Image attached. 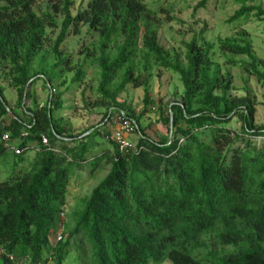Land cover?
Returning a JSON list of instances; mask_svg holds the SVG:
<instances>
[{"label": "trees", "instance_id": "obj_1", "mask_svg": "<svg viewBox=\"0 0 264 264\" xmlns=\"http://www.w3.org/2000/svg\"><path fill=\"white\" fill-rule=\"evenodd\" d=\"M46 1L63 21L42 53L47 27L56 24L52 13L38 11L39 0H0V165L12 168L0 178V264H264V123L254 119L250 87L233 93L238 89L220 63L223 58L246 65L264 84L249 35L237 30L207 39L203 22L183 41L184 50L166 48L159 41L160 14L174 19L170 7L152 9L146 0H81L72 14L74 0ZM207 1L198 0L193 13ZM247 1L241 0L230 21L250 12L264 19V8ZM72 33L89 39L85 45L81 38L78 50L98 68L95 105L104 110L96 124L69 133L55 115L60 93L50 91L34 107L23 100L35 80L51 89L70 67L72 55L60 45ZM236 54L250 61L236 60ZM167 71L179 76L182 90L179 102L158 97L167 135L155 140L139 119L151 103L150 77L159 81ZM83 74L77 69L73 82ZM3 78L16 91L15 107L3 95ZM128 84L144 89L137 117L119 100ZM112 109L137 126L134 145L125 151L108 138ZM92 134L106 146L91 148L86 138ZM30 149L34 154L25 160ZM87 163L109 168L69 210L70 179Z\"/></svg>", "mask_w": 264, "mask_h": 264}, {"label": "rangeland", "instance_id": "obj_2", "mask_svg": "<svg viewBox=\"0 0 264 264\" xmlns=\"http://www.w3.org/2000/svg\"><path fill=\"white\" fill-rule=\"evenodd\" d=\"M81 0H74L71 13L74 14L80 5ZM149 7L159 9V7H170V14L174 19L166 18V14L161 13L160 16L164 19L162 26L159 29V41L166 47H177L184 50L183 41H187L194 33L207 23L205 36L207 39H215L219 36L231 35L237 30L245 31L251 40L252 53L256 58L257 68L264 71V19L257 18L253 12L247 16H242L235 21H230L228 18L234 11L242 5L241 0H208L204 7L198 8L195 13L193 9L198 0H146ZM246 4H259L264 8V0H248ZM38 11H50L53 15L55 25L47 27V38L43 46L42 53H45L50 45L53 44L57 35L60 32L63 15L60 12H53L46 0H39L36 5ZM82 34H70L60 45L64 54L72 55V64L66 67L61 73V76L54 81L55 85L51 89L44 86L43 79H37L30 86V97L23 100V103L28 107H34V101L39 105L45 103L49 92L61 94L62 107L55 111L57 117H62L63 123L67 126L69 133L77 132L88 126L96 124L102 115L103 107L95 105L97 95L95 87L98 82V68L90 62L89 58H84L85 53L80 52L79 43L81 38L87 45L89 39L87 36L81 37ZM236 60L242 59L249 62L244 54H236L233 56ZM220 63L224 70H227L232 77V83L238 90H233V93L239 95L245 94L244 86L248 85L252 90V95L256 99V111L254 119L258 123H264V84L261 79L250 71L248 66L241 64L225 63L223 58ZM81 69L84 74L80 81L73 82L72 78L77 69ZM2 83L5 85L3 95L11 107H15L17 94L14 88L7 85L8 79L3 78ZM148 90L150 93L151 103L147 110L139 119V125L144 128L147 135L155 140L167 135V125L161 120L158 110L157 101L159 96L163 97V102H179L182 84L179 76L173 72H165L158 81L154 75L149 79ZM144 89L142 86L133 87L128 84L126 89L119 94V100L125 101V106L129 107L134 113L133 117L144 109ZM113 114L117 113V109H112ZM19 111V110H18ZM19 113H21L19 111ZM7 118V117H6ZM232 125L237 127L238 121L233 120ZM108 131L111 127H107ZM88 130L86 133H89ZM137 135H129L128 139L135 142ZM88 145L94 149L106 146L104 138L100 135L92 134L86 138ZM34 154V150H28L24 159L28 160ZM0 178H5L12 170L8 164H1ZM0 165V166H1ZM109 164H103L101 167L91 168L88 163L74 172L70 179L67 192V204L69 210L78 205L79 200L87 195L90 190L98 183V181L107 173ZM68 210V211H69ZM68 222L66 218L60 219V225H65ZM54 264L52 260L47 263ZM161 264H171L169 261H164Z\"/></svg>", "mask_w": 264, "mask_h": 264}, {"label": "built area", "instance_id": "obj_3", "mask_svg": "<svg viewBox=\"0 0 264 264\" xmlns=\"http://www.w3.org/2000/svg\"><path fill=\"white\" fill-rule=\"evenodd\" d=\"M107 119L108 127H111V129L109 130L108 138L111 141L115 142L119 151H125L131 148L134 143L132 142V140L128 139V136L137 135L136 123L132 119L127 118L121 111H118L115 114H113V112L110 113ZM23 135H26V132H24ZM40 138L42 144L48 145V139L46 135L40 134ZM2 139L7 140V134L4 133L2 135ZM11 148L16 153L20 152V149L16 145H12ZM60 238L61 234L60 232H58L56 239Z\"/></svg>", "mask_w": 264, "mask_h": 264}]
</instances>
